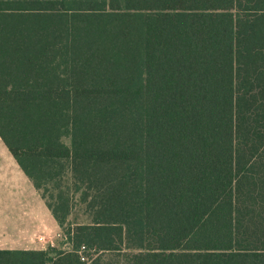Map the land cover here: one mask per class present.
Returning a JSON list of instances; mask_svg holds the SVG:
<instances>
[{
    "label": "trees",
    "instance_id": "obj_1",
    "mask_svg": "<svg viewBox=\"0 0 264 264\" xmlns=\"http://www.w3.org/2000/svg\"><path fill=\"white\" fill-rule=\"evenodd\" d=\"M0 137L69 245L0 264H264V0H0Z\"/></svg>",
    "mask_w": 264,
    "mask_h": 264
},
{
    "label": "rangeland",
    "instance_id": "obj_2",
    "mask_svg": "<svg viewBox=\"0 0 264 264\" xmlns=\"http://www.w3.org/2000/svg\"><path fill=\"white\" fill-rule=\"evenodd\" d=\"M13 198L21 200L22 203L30 204L36 209L42 206L53 221L48 219L50 221L48 222L46 219L40 222L37 219L34 221L31 219L20 226L19 220H22L25 215L17 210L19 206L17 208L14 206L15 210L12 211ZM54 219L45 201L19 167L14 156L0 137V225L4 227L3 232L0 234V247H11L10 249L39 247L46 249L50 246L49 243L41 245L36 241L37 239L35 240L37 233L46 231L48 236L53 237L54 245L52 246L68 248L69 245L66 243L63 231L61 228L56 227ZM58 232H61V235H57ZM24 242L26 244H23Z\"/></svg>",
    "mask_w": 264,
    "mask_h": 264
},
{
    "label": "crops",
    "instance_id": "obj_3",
    "mask_svg": "<svg viewBox=\"0 0 264 264\" xmlns=\"http://www.w3.org/2000/svg\"><path fill=\"white\" fill-rule=\"evenodd\" d=\"M18 164V163H17ZM19 165V164H18ZM20 167V166H19ZM21 168V167H20ZM27 176V175H26ZM28 177V176H27ZM29 178V177H28ZM30 180V179H29ZM31 181V180H30ZM31 183H32V181H31ZM33 184V183H32ZM34 186V185H33ZM34 188H35V186H34ZM36 189V188H35ZM36 191L38 192V190L36 189ZM39 193V192H38ZM40 194V193H39ZM41 196V195H40ZM43 199V198H42ZM44 200V199H43ZM18 204H20V205H18ZM14 206H16V208H17V206H19V209H17L18 211H21V212H23L24 213V217H23V219L22 220H19V223H20V226H22V224L24 223V222H27V221H30L31 219H32V221H34V220H38V221H40V222H43L44 220H52L50 217H49V215L47 214V212L43 209V207L42 206H40V208L39 209H36V207H33L32 205H30V204H26V203H22L21 202V200H18L17 198H13L12 199V211H14L15 210V207ZM47 206V205H46ZM49 209V208H48ZM50 210V209H49ZM51 212V211H50ZM45 213V214H44ZM46 215H47V217H46ZM48 220V222H50ZM53 221V220H52ZM54 223H55V225H56V227L57 228H59L60 229V227H59V225H58V223H57V221H56V219H54ZM43 225H44V223H43ZM42 225V226H43ZM41 227V226H40ZM47 229V228H46ZM3 230H4V227L3 226H1L0 225V234L3 232ZM44 230V229H43ZM40 232V231H39ZM44 232V233H43ZM43 232H40L39 234L37 233L36 234V238H35V240L37 241V242H39L41 245H45V244H47V243H44V242H42V241H40L39 239H40V237H45V239L47 240H51L52 242H53V237H50V236H48V232H46V231H43ZM57 235H61V232H58V234ZM54 243V242H53ZM23 244H26V242H24ZM50 244V243H49ZM30 245V244H29ZM0 248H3V247H0ZM4 248H9V247H4ZM11 248V247H10ZM9 248V249H10ZM24 249H44V248H39V247H23Z\"/></svg>",
    "mask_w": 264,
    "mask_h": 264
},
{
    "label": "built area",
    "instance_id": "obj_4",
    "mask_svg": "<svg viewBox=\"0 0 264 264\" xmlns=\"http://www.w3.org/2000/svg\"><path fill=\"white\" fill-rule=\"evenodd\" d=\"M39 240L44 243H50L49 245H54V243L51 240H48V239L46 240L45 237H40Z\"/></svg>",
    "mask_w": 264,
    "mask_h": 264
}]
</instances>
